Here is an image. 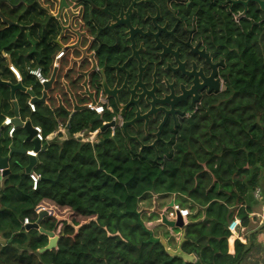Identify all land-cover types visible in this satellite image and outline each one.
Returning a JSON list of instances; mask_svg holds the SVG:
<instances>
[{"label": "trees", "instance_id": "trees-1", "mask_svg": "<svg viewBox=\"0 0 264 264\" xmlns=\"http://www.w3.org/2000/svg\"><path fill=\"white\" fill-rule=\"evenodd\" d=\"M6 1L0 14L18 26L7 27L0 19V55L7 51L21 62L30 47L24 30H39L37 64L47 75L54 55L53 25L44 28L38 0ZM68 64L62 63L64 75L55 78L47 97L46 106L55 102V124L47 125L42 107L30 113L36 126L43 124L44 136L56 127L57 119H68L73 135L95 130L107 118L85 110L97 96L86 92L84 80H70ZM22 65L15 67L22 70ZM63 78L69 85L61 89ZM224 81L217 103L189 120L176 144L156 163L152 149L142 152L144 158L125 159L128 150L123 143L110 141L94 148L71 140L43 145L32 169L40 177L36 190L28 175L11 168L0 192V264H181L177 258L168 260L158 239L143 225L137 208L145 194L180 196L192 207L205 208L208 226L187 224L182 250L194 254L200 264H238L246 248L236 243L234 257L227 255V226L235 215L242 227L248 226L257 204L252 195L264 174V41L261 46L254 43L250 62L242 55L235 75ZM9 95L8 87L0 85L2 104ZM18 102L22 113L24 99ZM43 201L86 222L48 211L39 227L54 232L60 226L59 240L56 249L39 253L48 238L26 230L23 220L34 223Z\"/></svg>", "mask_w": 264, "mask_h": 264}, {"label": "flooded vegetation", "instance_id": "flooded-vegetation-1", "mask_svg": "<svg viewBox=\"0 0 264 264\" xmlns=\"http://www.w3.org/2000/svg\"><path fill=\"white\" fill-rule=\"evenodd\" d=\"M37 7L61 52L55 78L69 61L70 80L103 98L113 133L106 129L98 143H123L125 159L144 158L142 146L153 144L154 159L165 158L182 127L217 103L242 55L249 63L254 43L264 41L254 0H38Z\"/></svg>", "mask_w": 264, "mask_h": 264}, {"label": "crops", "instance_id": "crops-1", "mask_svg": "<svg viewBox=\"0 0 264 264\" xmlns=\"http://www.w3.org/2000/svg\"><path fill=\"white\" fill-rule=\"evenodd\" d=\"M30 31H31L30 28H27L26 30H24L25 34H29L30 47L28 49H26L27 51H26L24 57H22L21 62L18 61V57L11 55L10 52L6 51L0 55V76L3 77V79H0V80L2 82L10 83L13 85L20 83L24 87V89L31 90L35 94V96L40 99L42 96V93H43V86L40 85L36 81L35 78H33L32 76H29L27 73L28 68H34L32 66H35V68L42 69L41 65L37 64L39 62V61L37 62V60H39L38 56L41 55V50H39V45L37 44L38 40H39V36H40V31L37 30V31H34L33 33H29ZM53 39H54V36L52 37V41H51V46H52L53 54H54L55 47H54ZM32 40H34L36 42H34L32 44ZM19 54H20V52H19ZM53 58H54V55H53ZM53 58H52V61L50 64V69H49L50 72L47 75H45L43 73L44 76H46L48 78H50V76L53 73V69H52L54 66V63H53L54 59ZM21 63L24 65V67L22 65V70H19V69H17L18 67L16 68L15 66L19 65ZM42 72H43V70H42ZM24 76H25V78H24ZM12 80H14V82H12ZM53 84H54V81L46 93L47 97L49 96L48 93L50 94V92H51V88L53 87ZM9 91H10V89H9ZM22 95L23 96L25 95L24 98L22 97ZM47 97L45 99L44 104H40V103H33V104H35L36 111L39 110V109H37L38 107H42V108H40L41 109L40 112L42 114H44V112L47 114V125L50 126L54 122V120H53L54 113H52V112H53L54 107H55V105H54L55 102L54 101L51 102V100H50L48 102V105L46 106ZM23 99H24L23 103L25 105V110L22 111V113H21L18 101L23 100ZM29 102H31V98L29 95H27L26 92H22V91L18 90L15 92L14 98L11 97V93H10L9 100L6 103L2 104L0 102V123L4 120V118H11L12 119L14 117V110H15L14 105L16 104V106L18 108V114H19L21 121H23V122L30 121L33 127L36 126V124L33 123L34 119H32L33 117H31V114H30V113H34L35 111L34 112L30 111V109L28 107ZM57 120L59 121V123H57ZM57 120H55L56 121V127L51 131V133L46 135V136L43 135L44 137H46V140H44L41 143V149H42L44 144H48V143H51L54 141L57 143H62L65 141L74 140L72 138V136L75 134L70 135L68 132L69 131L68 119L66 120L65 123H62V121H60V119H57ZM54 124H55V122H54ZM42 125L43 124H41L39 126H41V128H42ZM62 129H67L66 134H64L65 136L61 133ZM56 132H58V134L54 136L53 134ZM25 138H26V132L23 128L15 129V132H14L12 138H10L7 135V129H5V127H3V126H0V144L7 143L9 145L12 143V145H14L15 148L23 147L27 150L26 154H32V146L30 145V143L25 142ZM75 141H77V140H75ZM92 147H93V145H92ZM0 154L2 157H5L7 155V152L1 148ZM37 154H36V157H37ZM16 157H17V160L19 161L20 166L18 167V166H14L11 164L9 167V170L11 171V168L15 167L19 174L26 175L24 173V168L27 166V162H28L27 157L26 156H20V155H18ZM5 177H3L2 175L0 176V192L3 189ZM258 188L260 190L261 199L256 200L254 198V196L252 195L253 199L255 200V202H257V204H256L253 212L251 214H249V216H248V218H249L248 226L247 227L241 226V228H242L241 232H239L236 235H232L229 233V236L226 238V242H227V251L226 252H227L228 256L234 257L236 243H239V244L245 246V248H246V252L242 256V258L238 264H264V174L260 178ZM175 201H176V196H174V195H159V194H151V197L141 199V201L138 204L137 210L140 212L139 213L140 219H144L146 221H149L147 225L150 226V229L147 228V226L143 222V225L145 226V228L151 232H152L151 229L159 230L161 227L163 228L164 226H162V224L160 223V215L163 213V211L165 209L170 207L171 202H175ZM184 203H185L184 208H187L190 212V216L185 220V226L187 224H191V223L198 225V224H201L204 222L205 226L207 227L208 223L205 222L206 216H207L205 208H199L197 206L192 207L191 206L192 204H190L186 200H184ZM39 207H40V211H46L47 213L49 211V212H52L54 214H57L56 211H58L60 209V208H57L56 206H54L49 201L41 202ZM139 208H140V210H139ZM60 210L66 211L64 209H60ZM152 218H154V219L149 220ZM233 218L238 219V217H236V215L233 216ZM163 233L167 234V237L165 238V240H167L171 246L175 247L177 245V242L180 239V231L174 232L173 230H171L167 227H164ZM162 237L164 238V236H162ZM155 238L158 239V237H155Z\"/></svg>", "mask_w": 264, "mask_h": 264}, {"label": "water", "instance_id": "water-1", "mask_svg": "<svg viewBox=\"0 0 264 264\" xmlns=\"http://www.w3.org/2000/svg\"><path fill=\"white\" fill-rule=\"evenodd\" d=\"M254 1L258 2V4L261 7V10L264 12V1H262V2L259 0H254ZM2 3H7V1L6 0H0V5ZM0 19L4 24H6L7 27L18 26L17 24L12 23L9 20L5 19L1 14H0ZM55 72H56V69H53V73L50 76L49 81L43 85V93H42V96L40 99L37 98L31 90L24 89V87L20 83L13 85L10 83L2 82L0 80V85L7 86L10 89V93H11L12 98H14L15 92L19 90L22 92H26L27 95L30 96L31 103L44 104L45 99L47 97L46 93H47L48 89L51 87V85L55 79V75H56ZM14 107H15L14 117L11 120L12 125L15 127V129L23 128L25 130V132H26L25 142L30 143V145L32 146V154H26L27 150L23 147L15 148L14 145H12V143L9 145L7 143L0 144V149L2 148L7 152V155L5 157H2L0 154V169L3 171V174H2L3 177H5L6 175H8L10 173L9 167L11 164L14 166H18V167L20 166L19 161L17 160V157H16L18 155L27 157L28 162H27V166L24 168V173L26 175L28 173H30L32 171L33 167L35 166L36 162H37L36 154L41 150V143L38 142L36 139H34L35 132L33 130V126L31 124V122L30 121H26V122L21 121L19 114H18V108H17L16 104L14 105ZM108 126H110V125L107 124V125L102 126L101 131L102 132L105 131L108 128ZM103 143H104V141H101L99 143H95V144H93V147L95 148L96 146L102 145ZM142 148H147V149L153 148L154 150H156L155 144L149 145V146H142ZM157 158H158V155L156 152V158L154 159L155 163L157 162ZM57 181H58V178L55 181H53L52 183L54 184ZM172 204H173V202H171V205ZM47 214L48 213L46 211H39L37 220L34 223L25 227L26 230H29V229L37 230L39 232V234H42L48 238L47 245L44 248L40 249L39 253H43L46 251L56 249V245H57V242L59 240V237L56 236L54 234V232L44 231L43 229H41L39 227L40 221ZM160 219H161V224L164 227H167L171 230L180 231V239L177 242V245L175 247L171 246L168 243V241L165 240V238H163V237L158 238V243L161 244V246L164 248L165 253L167 254V256L169 258L168 260H171L173 258H177V259L181 260V264H200L194 254L186 253L182 250V244L185 241V225H184V222L180 216V213L179 212L176 213V220L174 222L167 220L166 216L164 214L160 215Z\"/></svg>", "mask_w": 264, "mask_h": 264}, {"label": "built area", "instance_id": "built-area-1", "mask_svg": "<svg viewBox=\"0 0 264 264\" xmlns=\"http://www.w3.org/2000/svg\"><path fill=\"white\" fill-rule=\"evenodd\" d=\"M60 54H61V52L59 54H56V50H55L54 58H53L54 59V61H53L54 66L52 69H56V61L59 59ZM27 73L29 76H32L33 78H35L36 81L42 86L49 81V78L44 76V74L40 68H28ZM28 107H29L31 112L35 111V104L29 102ZM85 110H87L90 113H94L98 117H103V115L105 114L103 98L100 96L99 98H97V101L95 103L87 104L85 107ZM11 120H12L11 118H4V120L0 123V126H3V127H5V129H7V135L10 138H12V136L15 132V127L12 125ZM107 123L108 122L103 120L101 127L97 128L95 130H92L91 132L87 131L86 129L81 130L78 133H76L75 135H73L72 138L74 140H77L78 142L89 143V144L93 145L99 141V136L102 133L101 128H102V126L106 125ZM108 128H109V132L113 133V127H108ZM33 130L35 132L34 139H36L40 143H42L44 140H46V137L43 136V132H42L40 127L34 126ZM66 130L67 129H62L61 133L63 135L66 134ZM57 134H58V132L54 133L53 135L55 136ZM2 173H3V171L0 169V176L2 175ZM28 179H29V182L31 184V189L36 190V188L38 186V182L40 180L39 175H37L34 172H30V173H28ZM253 196L256 200H260L261 199L260 190L256 189L253 193ZM177 212L180 213V216H181V218L184 222V225H185V220L190 216V212L187 208L181 207L180 205L176 204L175 202H173V204L169 208L165 209L162 214H164L166 216L167 220L174 222L176 220V213ZM138 213H140V212L138 211ZM160 223H161V219H160ZM29 224H30L29 219L25 218L23 220V226H28ZM227 231L232 235H236L239 232H241L242 228L240 225V221L236 218H233L232 221H230L228 226H227ZM59 232H60V226L57 228L56 231H54V234L56 236H59Z\"/></svg>", "mask_w": 264, "mask_h": 264}, {"label": "rangeland", "instance_id": "rangeland-1", "mask_svg": "<svg viewBox=\"0 0 264 264\" xmlns=\"http://www.w3.org/2000/svg\"><path fill=\"white\" fill-rule=\"evenodd\" d=\"M38 3V2H37ZM91 132V131H90ZM83 144V143H82ZM89 144V143H88ZM91 146H92V144H90ZM148 197H151V194H145L143 197H142V199H145V198H148ZM176 204H178V205H180L181 207H184L185 206V203H184V200H183V198H181L180 196H176ZM139 210H140V208H139ZM138 211V210H137ZM57 212V216H59V217H61V218H63V217H65V218H67V219H69V221H76L77 223H84V222H86V220L85 219H83V218H81V217H78V216H75V215H73V214H71L70 212H66V211H62V210H58V211H56ZM154 218H152V219H149V220H153ZM141 221H142V223L144 222V224L147 226V228H149L150 229V226L149 225H147L148 224V222L149 221H146V220H144V219H141ZM161 225V224H160ZM163 226V225H162ZM152 230V236H154V237H162V236H164V238H166L167 237V234H165V233H163V230H164V227L162 228H160L159 230H153V229H151ZM174 232H177V230H173Z\"/></svg>", "mask_w": 264, "mask_h": 264}]
</instances>
